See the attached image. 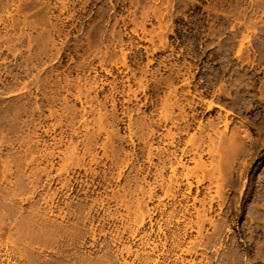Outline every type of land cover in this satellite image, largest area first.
<instances>
[{"label":"rangeland","instance_id":"rangeland-1","mask_svg":"<svg viewBox=\"0 0 264 264\" xmlns=\"http://www.w3.org/2000/svg\"><path fill=\"white\" fill-rule=\"evenodd\" d=\"M0 264H264V0H0Z\"/></svg>","mask_w":264,"mask_h":264},{"label":"bare ground","instance_id":"bare-ground-1","mask_svg":"<svg viewBox=\"0 0 264 264\" xmlns=\"http://www.w3.org/2000/svg\"><path fill=\"white\" fill-rule=\"evenodd\" d=\"M200 168L202 169L203 167L201 166ZM174 172H175V169L172 170V176H175V173ZM206 174H207L206 178L209 181V183L210 184H215V186L217 187V180L215 178L216 177L215 176V174H216V168L214 166L210 165L209 170H207V173ZM183 177L186 179L185 181L187 182L188 181V178H187L186 173L183 174ZM202 179L204 180L203 177H202ZM196 180H197V183H199L201 181V180H199V178L196 179ZM186 184H187L188 187L190 186V183L187 182Z\"/></svg>","mask_w":264,"mask_h":264}]
</instances>
